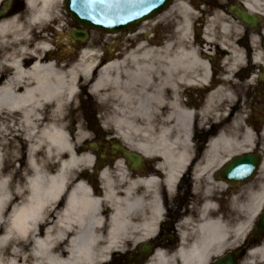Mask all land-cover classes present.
<instances>
[{
	"label": "bare ground",
	"instance_id": "bare-ground-1",
	"mask_svg": "<svg viewBox=\"0 0 264 264\" xmlns=\"http://www.w3.org/2000/svg\"><path fill=\"white\" fill-rule=\"evenodd\" d=\"M61 2L26 0L22 17L0 21V46L9 47L0 53V253L10 246L11 254L6 261L0 259V264H98L127 240H141L156 229L163 206L154 192L155 179L142 181L145 191L154 194L144 203L143 195L136 194L134 185L126 181L123 165L113 176L108 169L102 172L101 194L90 191L76 177L80 167L92 162L88 154L76 155L77 144L90 139L91 133L72 117L78 116L77 103L85 88L100 108L112 107L118 137L143 152L158 153L166 162L169 189L191 160L192 120L198 115L204 126L225 118L228 113L226 109L221 112L218 103L232 102L231 72L241 62L234 48L225 58L223 85L211 91L202 108L192 109V87L208 84L210 73L208 63L198 55L199 48L192 47L194 14L184 1L173 2L165 12L178 13L174 33L165 40L156 43L141 28L133 48L120 58L104 62L105 54L84 48L77 59L65 63L49 57L53 39L47 35L27 46L35 28L61 17L56 9ZM246 2L254 9L258 0ZM209 22L208 40L213 39V22L221 23L222 33L228 32V21L221 16ZM143 33L146 41H138ZM219 45L231 46L224 39ZM238 119L232 122L235 130L240 127ZM103 125L107 127L105 121ZM253 141L248 128L238 134L222 127L209 140L194 175L209 176L212 168L236 152L250 150ZM261 151L259 172L264 177ZM212 189L206 187L205 192ZM64 194L66 203L57 211L54 204ZM244 194L243 200L241 194L232 198L233 208L244 213L233 221L216 214L213 204L205 201L197 219L181 223L177 249L171 254L157 251L149 264H208L229 245L242 241L264 206V178L246 185ZM49 220L53 225L43 237L31 236L36 225ZM17 238H31V246L26 251L13 246ZM248 254L264 264V242Z\"/></svg>",
	"mask_w": 264,
	"mask_h": 264
},
{
	"label": "flooded vegetation",
	"instance_id": "flooded-vegetation-1",
	"mask_svg": "<svg viewBox=\"0 0 264 264\" xmlns=\"http://www.w3.org/2000/svg\"><path fill=\"white\" fill-rule=\"evenodd\" d=\"M194 17L192 19V47H198V55L209 65V82L206 85L199 84L192 87V109L202 108L207 96L214 88L223 85L227 72L225 58L230 56L233 48L241 58V62L235 65L231 72L233 86L231 87L232 102L218 103V109L230 110L225 118L209 121L202 126L198 115L192 120V157L190 162L180 171L172 188L166 185L164 165L158 153L143 152L128 142L120 141L115 135H108L99 125L96 116L87 117V129L91 138L80 144L76 155L88 154L92 158L89 167H80L77 170L78 179L85 181L90 191L101 194L103 189L102 172L108 169L111 175L118 172V166L123 165L126 181L134 185L136 194L143 195L144 203H148L154 195L145 191L142 181L155 179V195L163 206V212L157 222L155 231L148 237L138 241L127 240L122 248L113 249L108 257L98 264H149L157 251L167 254L174 252L180 243L182 222L184 220L197 219L199 208L205 201H210L215 213L228 215V199L230 187L226 181L220 179V168L225 163L215 166L210 170L209 176H195L196 166H201L203 157L207 152L209 140L213 138L220 129L226 128L241 134L244 128L253 132L254 141L250 150L258 152L264 149V0H258L257 7L248 8L246 0H189ZM246 11L250 21H242L238 16L240 11ZM26 0H0V21L11 16L21 17L26 13ZM216 15L226 19L228 32L222 33L220 22L211 23L212 40L206 38V26ZM145 30V29H144ZM51 33V32H49ZM47 34L46 29L34 30L30 33V41L27 46H33L43 40ZM225 34V36H224ZM223 36V37H221ZM224 39L231 44L230 47L219 45V40ZM144 40L142 34L138 41ZM135 42L137 40H134ZM51 42V41H50ZM51 45L52 42H51ZM72 49L77 52L81 46L79 41H71ZM44 55V54H42ZM58 56V55H57ZM49 57L55 58L52 52ZM59 57V56H58ZM113 58V57H111ZM109 58H105L106 61ZM240 124L239 129H233L232 122L236 117ZM128 149L130 156L123 158V151ZM243 153V151L235 154ZM213 182V183H211ZM222 187H218V184ZM213 189L206 193V187ZM67 194L54 204L58 211L66 203ZM147 213V208L143 210ZM53 223L40 222L35 226L32 235L43 237L47 228ZM184 229V228H183ZM57 236L59 233L54 231ZM13 246L18 245L22 251L31 246V238H17ZM256 242L255 238H248L243 243L239 252H246ZM11 257L10 246L0 253L3 261ZM216 260L213 257L208 264Z\"/></svg>",
	"mask_w": 264,
	"mask_h": 264
},
{
	"label": "rangeland",
	"instance_id": "rangeland-1",
	"mask_svg": "<svg viewBox=\"0 0 264 264\" xmlns=\"http://www.w3.org/2000/svg\"><path fill=\"white\" fill-rule=\"evenodd\" d=\"M184 1L190 8L191 3L189 0H182ZM192 8V7H191ZM190 8V9H191ZM56 9L59 10L61 17L59 22L56 20L53 21L54 25L57 23V27L59 28L58 33L53 32L52 34L47 33V37H51L54 40L59 41L60 48L58 51H55L57 57V54H60V60L65 62H71L74 61L75 56L77 53L75 51L73 52L72 48L67 46L64 42L66 39V35L69 32L71 28L77 27L76 23L70 18V16L67 14L65 8H64V0L63 3H58L56 6ZM167 10H165L164 14L160 13L158 16H156L153 19H150L147 21L146 24L140 23L136 26L134 30L122 32L116 35L112 34H106L102 31L98 30H90L89 31V37L88 39L82 44V48L89 49L91 51H96L98 55L104 56L105 55H122L125 51L133 48V43L135 42L133 39L138 38L140 34L137 33V30L141 28H145L146 32L149 33L150 38L154 39L156 43L161 42L162 40H165L166 38L172 36L174 33V27L176 24V19L178 18L177 10H170L169 12L165 13ZM192 11V9H191ZM53 31H56L52 27ZM8 39H11L10 36H8ZM3 50H9L8 46H3L0 49V53ZM59 59V58H58ZM78 116H72L76 120L82 121V123L86 122V114H94L97 113L100 115L98 118L101 121H105L107 127L104 129L106 133H117L115 124H114V115L112 116V107L110 105L105 107H99L98 104L95 101V97L84 89L81 98L78 101ZM119 116V114H117ZM116 115V116H117ZM126 128V127H124ZM75 130V128L73 129ZM72 143H76L75 141H72ZM263 173L259 172L256 174V176L249 182L240 184L233 192L230 193L229 200H228V217L230 220L233 221L234 218H239L244 213L236 208H233L232 206V198L237 194H241L240 199H244L245 197V187L248 184H257V181L263 179ZM244 240V239H243ZM262 242H264V238L258 242L257 245H260ZM242 241H236L235 243L228 246L227 250H235L238 245H240ZM255 247V246H254ZM241 264H260L258 262V259L251 256L250 254H245L241 258Z\"/></svg>",
	"mask_w": 264,
	"mask_h": 264
},
{
	"label": "water",
	"instance_id": "water-1",
	"mask_svg": "<svg viewBox=\"0 0 264 264\" xmlns=\"http://www.w3.org/2000/svg\"><path fill=\"white\" fill-rule=\"evenodd\" d=\"M171 0H66L65 8L69 15L79 24L80 28L71 29L73 39L85 40L87 29L93 28L107 33H116L125 29H132L136 22L154 16L162 11ZM244 21L248 18L241 13ZM129 156V153H125ZM260 163L259 156L244 154L233 157L223 167V176L229 182L236 183L248 180ZM264 233V208L257 221V228L253 235ZM214 264H237L236 255L227 253Z\"/></svg>",
	"mask_w": 264,
	"mask_h": 264
}]
</instances>
